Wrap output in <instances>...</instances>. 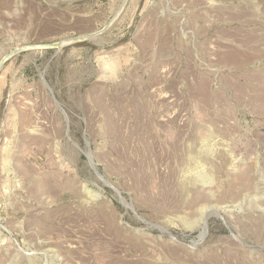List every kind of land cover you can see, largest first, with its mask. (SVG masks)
Masks as SVG:
<instances>
[{
  "label": "rangeland",
  "instance_id": "374dc122",
  "mask_svg": "<svg viewBox=\"0 0 264 264\" xmlns=\"http://www.w3.org/2000/svg\"><path fill=\"white\" fill-rule=\"evenodd\" d=\"M57 42L0 70V264H264V0H0V62Z\"/></svg>",
  "mask_w": 264,
  "mask_h": 264
},
{
  "label": "water",
  "instance_id": "95a60500",
  "mask_svg": "<svg viewBox=\"0 0 264 264\" xmlns=\"http://www.w3.org/2000/svg\"><path fill=\"white\" fill-rule=\"evenodd\" d=\"M94 37V35H86L81 37L82 39H88V38H92ZM76 41V40H75ZM73 42V41H72ZM67 44V42H57V43H50V44H44V45H35V46H24L21 47L13 52H11L10 54H8L5 58H3L0 62V70L3 67L4 63L12 58L13 56L19 54L20 52L26 51V50H30L33 48H46V49H61L63 46H65Z\"/></svg>",
  "mask_w": 264,
  "mask_h": 264
}]
</instances>
